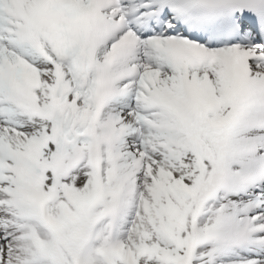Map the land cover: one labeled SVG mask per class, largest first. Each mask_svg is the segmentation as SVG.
<instances>
[{"label": "snow or ice", "instance_id": "obj_1", "mask_svg": "<svg viewBox=\"0 0 264 264\" xmlns=\"http://www.w3.org/2000/svg\"><path fill=\"white\" fill-rule=\"evenodd\" d=\"M0 264H264V0H0Z\"/></svg>", "mask_w": 264, "mask_h": 264}]
</instances>
